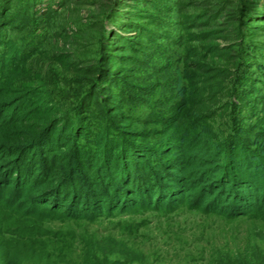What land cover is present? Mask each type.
Returning <instances> with one entry per match:
<instances>
[{"label": "trees", "instance_id": "16d2710c", "mask_svg": "<svg viewBox=\"0 0 264 264\" xmlns=\"http://www.w3.org/2000/svg\"><path fill=\"white\" fill-rule=\"evenodd\" d=\"M10 1L0 4V206L28 222L108 223L184 207L264 221V128L245 124L236 114L243 101L235 89L236 101L226 104L227 121L212 126L209 112L189 116L181 111L187 101L162 103L175 121L154 116L167 130L159 135L137 129L145 124L105 100L115 89L135 96L127 103L131 108L142 101L138 98L151 97L140 93L128 74L119 78L115 68L138 64L137 55L159 51L162 40L170 42L163 26L155 33L142 30L134 52L116 43L102 48L97 40L74 61V52L53 53L47 37L35 41L30 22L41 17L35 16L38 0L17 8L18 15L17 0ZM8 29L18 36V46ZM111 69L114 78L107 74ZM177 85L166 80L164 88L174 91ZM12 219L0 208L1 235ZM139 227H129L130 235L138 236Z\"/></svg>", "mask_w": 264, "mask_h": 264}, {"label": "rangeland", "instance_id": "374dc122", "mask_svg": "<svg viewBox=\"0 0 264 264\" xmlns=\"http://www.w3.org/2000/svg\"><path fill=\"white\" fill-rule=\"evenodd\" d=\"M28 1H14V13L26 9ZM10 2L0 0L1 6ZM36 10L35 16L41 17L30 22L35 41L47 37L53 53L74 52V61L82 60L84 50L97 40L102 48L116 43L124 46L122 51H132L142 30L150 33L160 25L169 33L170 42L162 40L159 51L137 55L140 63L129 68H115L121 72L119 78L128 74L140 93L151 92V97L138 98L142 101L135 108L127 105L135 96L120 89L105 98L145 124L137 129L145 127L157 135L166 132L153 120L159 115L175 121L174 112L161 105L174 98L189 102L181 109L189 116L209 112L210 126L219 119L225 122L230 114L226 104L236 101L231 97L234 89L243 101L236 114L245 124L264 128V0H38ZM7 31L18 46V36ZM112 70H107L109 76ZM165 79L170 85L176 82L177 89L164 88ZM0 208L13 217L0 234V264H264L260 219L222 218L184 207L170 214L129 216L108 223L28 222ZM137 224L140 234L131 236L128 228ZM26 226L27 232H20Z\"/></svg>", "mask_w": 264, "mask_h": 264}]
</instances>
